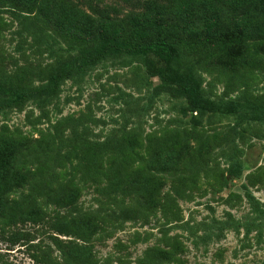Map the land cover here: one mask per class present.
<instances>
[{"label":"rangeland","instance_id":"obj_1","mask_svg":"<svg viewBox=\"0 0 264 264\" xmlns=\"http://www.w3.org/2000/svg\"><path fill=\"white\" fill-rule=\"evenodd\" d=\"M147 1L81 6L121 19L117 28L131 43L124 18ZM28 11L16 2L0 6V83L10 77L14 87L23 77V89L47 86L52 70L81 55ZM216 53L178 48L171 66L197 76L211 100L264 103V64L233 72L213 63ZM58 84L48 102L24 99L0 112V140H20L17 165L29 173L10 193L6 215L0 204V264H42L35 256L43 249L60 264H264V118L191 109L148 55H106ZM181 144L188 152L177 166L157 169L161 149ZM126 174L149 178L150 191L101 193ZM68 241L82 247V263L63 257L57 244ZM160 250H172L175 260Z\"/></svg>","mask_w":264,"mask_h":264},{"label":"trees","instance_id":"obj_2","mask_svg":"<svg viewBox=\"0 0 264 264\" xmlns=\"http://www.w3.org/2000/svg\"><path fill=\"white\" fill-rule=\"evenodd\" d=\"M5 2H16L23 9L37 13L58 34L68 39L72 47L80 49L81 55L72 62H64L61 68L52 70L47 76V86L23 89V77H19L14 87L10 77L5 78L0 83V112L24 99H32L38 104L48 102V96L54 93L62 78L74 71L79 72L85 66L94 65L106 55L125 52L129 55H148L154 59L161 80L174 85L176 92L187 99L193 110L237 114L248 120H253L252 116L264 118V103L245 101L242 97L211 100L201 93V81L197 76L180 73L171 66L173 52L178 48L194 53L215 49L217 53L212 59L213 63L233 72L262 66L264 0H150L144 3L143 11H130L124 18L131 28V43L124 38L123 29L117 28V22L121 19L111 17L92 3H88L84 9L81 0H0V6ZM19 141L11 134L0 140L1 215L8 212L6 206L10 193L26 185L29 180L28 170L19 169L17 165L18 153L23 148ZM208 146L209 142L205 141L202 151L199 150L200 155L207 153ZM175 147L161 149L162 152L156 158L157 169L171 171L188 152L185 144ZM149 180L133 179L132 174L115 176L101 188V193L130 195L140 190L145 194L150 191ZM158 194L159 185L156 184L148 200L157 204ZM60 200L68 204L74 199L64 196ZM22 220H33V217L25 215ZM7 222V225L17 223L12 219ZM57 246L67 261L82 260L83 249L73 241L58 243ZM39 253L35 256L39 263L60 264L47 250L43 249ZM160 253V257L167 261L176 258L172 250H160Z\"/></svg>","mask_w":264,"mask_h":264}]
</instances>
